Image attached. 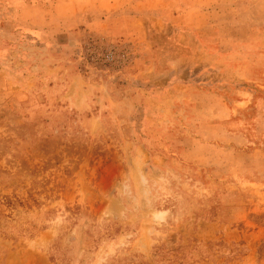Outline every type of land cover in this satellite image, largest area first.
<instances>
[{
	"label": "rangeland",
	"instance_id": "374dc122",
	"mask_svg": "<svg viewBox=\"0 0 264 264\" xmlns=\"http://www.w3.org/2000/svg\"><path fill=\"white\" fill-rule=\"evenodd\" d=\"M0 264H264V0H0Z\"/></svg>",
	"mask_w": 264,
	"mask_h": 264
}]
</instances>
